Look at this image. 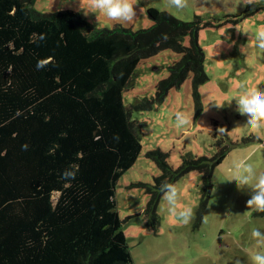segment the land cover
Returning <instances> with one entry per match:
<instances>
[{
  "label": "trees",
  "instance_id": "1",
  "mask_svg": "<svg viewBox=\"0 0 264 264\" xmlns=\"http://www.w3.org/2000/svg\"><path fill=\"white\" fill-rule=\"evenodd\" d=\"M35 2L0 0V264H135L124 233L129 218H121L116 200L119 178L143 147L132 112L157 108L190 76L201 108L198 88L209 75L200 31L218 24L150 7L147 28H96L73 9L41 13ZM253 13L247 8L226 21ZM163 50L181 59L153 98L127 106L124 91L138 65ZM41 59L49 63L37 70ZM227 151L186 154L178 167L166 152H148L160 175L138 186L150 194L143 214L155 232L161 182L200 171L202 211ZM70 165L75 178L61 179Z\"/></svg>",
  "mask_w": 264,
  "mask_h": 264
},
{
  "label": "rangeland",
  "instance_id": "2",
  "mask_svg": "<svg viewBox=\"0 0 264 264\" xmlns=\"http://www.w3.org/2000/svg\"><path fill=\"white\" fill-rule=\"evenodd\" d=\"M138 16L131 24L110 22L103 16L98 24L96 15H85L80 0H36L33 8L41 13L73 9L96 28H124L138 30L153 24L148 9L154 7L167 11L184 20L193 21L196 15L213 20L200 31L199 41L205 50V68L209 80L198 88L199 104L194 95L193 78L190 76L180 87L173 88L165 101L153 109L133 110L132 119L142 123V151L136 162L118 180L116 200L121 218L129 220L124 233L135 264H250L247 249L252 248L251 230L264 232V216L256 215L247 207L250 191L238 190L235 181H227L229 166L235 158L253 164L257 172L264 171V130L252 133L244 124L247 117L236 111L232 98L245 87L254 86L264 90V50L255 45L247 55H241L240 45L248 42V35L238 32L255 29L264 24V0L255 7L240 6V0H189L183 10L169 8L165 0H138ZM143 8V12L139 11ZM250 8L253 14L239 22L226 20L240 15ZM189 43V38L186 39ZM181 59L171 50L143 60L135 73L134 84L124 91L127 106L144 102L156 95L157 84L169 76V67ZM224 105L217 109L211 103ZM186 111L193 114V121L186 129L175 126V113ZM225 127L226 132L218 129ZM228 147L225 158L213 174V189L202 211L203 175L190 171L176 184L182 189V203L194 208L191 222L184 225L171 217L158 205L161 216L159 229L155 232L147 223L143 212L150 194L139 183L154 184L160 175L157 163L148 155L160 149L169 154V162L178 167L182 156L213 157ZM247 212V213H246ZM207 217L206 222L204 217ZM131 217V218H130Z\"/></svg>",
  "mask_w": 264,
  "mask_h": 264
},
{
  "label": "clouds",
  "instance_id": "3",
  "mask_svg": "<svg viewBox=\"0 0 264 264\" xmlns=\"http://www.w3.org/2000/svg\"><path fill=\"white\" fill-rule=\"evenodd\" d=\"M81 6L86 4V8L82 7L85 15L94 13L98 24L100 17L103 16L110 22L120 24H131L138 16L137 5L138 0H80ZM259 0H240V6L255 7ZM165 4L169 8L183 10L189 6V0H165ZM139 11L142 13L143 8ZM238 32L247 34L249 39L246 44L240 45L241 55H247L249 47L255 45L260 50H264V24L258 26L255 31L248 29L241 30L236 28ZM46 37L42 34L40 39ZM49 63L47 59H41L37 62V70L44 68ZM236 103V111L242 116H246V126L252 133L259 134L264 130V90L254 86L245 87L244 90L235 95L229 102ZM217 109L223 108L224 105L218 101L211 103ZM193 114L186 111H178L175 113V126L177 128L186 129L191 126ZM219 132H226L225 127L218 129ZM118 140L119 137H114ZM27 149V145L22 146ZM77 168L70 165L61 175V179L70 181L76 176ZM229 178L227 181H235L238 190L250 191V199L247 201V207L252 212L264 213V171L257 172L253 164L246 162L244 159L233 158L229 166ZM162 192V207L167 213L184 225L191 222L194 216V208L190 204L182 203V189L172 182L162 181L160 185ZM247 213V212H246ZM206 222L207 217L205 216ZM251 239L254 242L252 248L247 249L250 264H264V232L253 228L251 230Z\"/></svg>",
  "mask_w": 264,
  "mask_h": 264
}]
</instances>
